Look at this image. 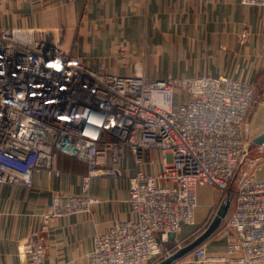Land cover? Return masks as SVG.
<instances>
[{
  "label": "built area",
  "instance_id": "obj_1",
  "mask_svg": "<svg viewBox=\"0 0 264 264\" xmlns=\"http://www.w3.org/2000/svg\"><path fill=\"white\" fill-rule=\"evenodd\" d=\"M240 3L264 7V0ZM120 46L123 71L88 63L68 41L53 43L38 22L0 27V183L32 189L37 174L62 172L66 157L86 163L80 193L53 192L46 228L52 217L91 210L97 202L89 195L91 177L129 171L127 201L135 217L98 235L85 264L153 262L169 233L194 223L198 187L231 192L247 147L251 83L225 74L151 80L145 50ZM233 195L226 250L211 253L200 245L173 264L264 260V180L247 174ZM20 248L26 264L44 263L38 238Z\"/></svg>",
  "mask_w": 264,
  "mask_h": 264
},
{
  "label": "crops",
  "instance_id": "obj_2",
  "mask_svg": "<svg viewBox=\"0 0 264 264\" xmlns=\"http://www.w3.org/2000/svg\"><path fill=\"white\" fill-rule=\"evenodd\" d=\"M53 1L116 41L142 47L151 80L225 74L251 83L254 101L243 127L247 147L238 168L240 179L253 174L264 180V142L256 141L264 133V7L243 5L240 0ZM35 8L29 6L28 0H0V27L32 25ZM99 39L108 40L103 34H99ZM112 62L118 66L115 60ZM183 98L184 94L178 90L177 103ZM148 168L156 171L155 165ZM87 170L86 163L66 157L59 174H37L35 188L0 183V264H26L20 243L29 237L43 243L46 251L43 264H85L84 256L94 248L98 235L119 220L134 219L127 201L129 171H124L125 177L121 178L91 177L89 195L97 201L91 210L52 217L43 228L53 192L80 193L81 176ZM222 193L215 186L198 187L194 223L184 224L181 229L206 222L215 212L213 207ZM230 210V205L224 203L216 209L217 222L199 244L207 243V251L226 250L224 238L210 242L209 238L220 217ZM254 264H264V260Z\"/></svg>",
  "mask_w": 264,
  "mask_h": 264
},
{
  "label": "rangeland",
  "instance_id": "obj_3",
  "mask_svg": "<svg viewBox=\"0 0 264 264\" xmlns=\"http://www.w3.org/2000/svg\"><path fill=\"white\" fill-rule=\"evenodd\" d=\"M28 4L34 8L36 7L33 9V19L45 29L47 38L53 43L60 40L68 41L74 46L76 53L88 63L103 65L111 70H124V60L120 51L121 43L113 37H110L98 27H94L86 19L71 13L66 9V6L55 3L53 0H28ZM65 12L67 15H65ZM86 26L91 30L87 29ZM99 34H103L108 40L102 39L103 42H101ZM113 60L118 63L117 67L112 64ZM239 180L240 169L238 168L230 183L229 189L231 192L222 193V196L213 207L215 212L209 216V219L202 224L184 226L172 243L163 245L160 255L151 263L156 264L162 261L204 232L216 218V209L221 204H229L232 210L235 203L232 190L236 188ZM230 211L220 217L214 233L209 238V242L222 238L227 241L228 235L233 234V230L228 226ZM203 246L207 247V243L203 244ZM180 260H183V258Z\"/></svg>",
  "mask_w": 264,
  "mask_h": 264
},
{
  "label": "water",
  "instance_id": "obj_4",
  "mask_svg": "<svg viewBox=\"0 0 264 264\" xmlns=\"http://www.w3.org/2000/svg\"><path fill=\"white\" fill-rule=\"evenodd\" d=\"M256 141H258V142H264V133ZM216 222H217V220H214L213 223L205 231V233H203L201 236H199L198 238H196L194 241H192L191 243H189L186 246H183V247L179 248L175 253H173L172 255L168 256L165 259H163L162 261H159L156 264H169V263L177 260L178 258L182 257L183 255H185L192 248H194L195 246L199 245L202 242V240H204L212 232L213 227H214V225H215ZM168 237H169V239L172 240V239L175 238V234L169 233L168 234ZM22 254H23V252H22Z\"/></svg>",
  "mask_w": 264,
  "mask_h": 264
},
{
  "label": "trees",
  "instance_id": "obj_5",
  "mask_svg": "<svg viewBox=\"0 0 264 264\" xmlns=\"http://www.w3.org/2000/svg\"><path fill=\"white\" fill-rule=\"evenodd\" d=\"M194 240H195V239H194ZM194 240H193V241H194ZM169 243H172V242L169 241ZM190 243H191V242H190ZM188 244H189V243H188ZM188 244H186V245H188ZM163 245H164V243H163ZM186 245H185V246H186ZM197 246H200V245H197ZM197 246H195V247H197ZM195 247H194V248H195ZM194 248H192L189 252H187V253H186L185 255H183L182 257L178 258L176 261H179L180 259L184 258V257H185L186 255H188V254H189ZM174 262H175V261H174ZM174 262H173V263H174ZM173 263H171V264H173ZM169 264H170V263H169Z\"/></svg>",
  "mask_w": 264,
  "mask_h": 264
}]
</instances>
